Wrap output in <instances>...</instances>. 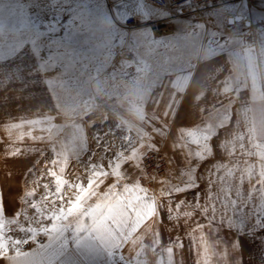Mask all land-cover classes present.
Returning <instances> with one entry per match:
<instances>
[{
  "label": "rangeland",
  "instance_id": "1",
  "mask_svg": "<svg viewBox=\"0 0 264 264\" xmlns=\"http://www.w3.org/2000/svg\"><path fill=\"white\" fill-rule=\"evenodd\" d=\"M248 33L256 42L243 46ZM257 58L264 72V0L174 12L145 0H0V264H119L106 251L153 215L166 184L188 182L157 143L163 124L184 118L182 99L200 93L207 63L228 61L243 92ZM263 81L255 111L210 114L241 122L225 127L222 157L190 162L209 182L245 184L250 169L263 171L249 141L264 142ZM150 148L163 157L157 175L143 164ZM129 151L141 152L139 176L118 182L110 176ZM95 182L97 199L74 198V183Z\"/></svg>",
  "mask_w": 264,
  "mask_h": 264
},
{
  "label": "crops",
  "instance_id": "2",
  "mask_svg": "<svg viewBox=\"0 0 264 264\" xmlns=\"http://www.w3.org/2000/svg\"><path fill=\"white\" fill-rule=\"evenodd\" d=\"M258 58L248 66L251 82L243 92L240 86L231 83L233 77H228L227 68L222 69L228 61L218 59L207 63L201 72V79L208 78L207 82L199 84L200 93L194 91L189 97L185 95L181 102L184 105L179 110L184 118L177 120L175 113L172 121L163 124L168 131L159 135L157 142L166 153L172 172H181L188 182L166 184L159 191L153 215L145 217L131 232L121 235V243L112 244L106 255L118 257L119 264H264V163L262 172L250 169L253 179L245 184L209 182L207 171L190 167L193 160L222 157L231 149L230 138L223 133L227 124L232 127L236 120H227V123L222 119L214 123L210 114L222 112L227 107L234 118L242 105L251 111L261 105L254 103L260 87L258 81L264 80ZM225 83L230 87L233 84L231 89H226ZM242 96L248 98V103L246 99L241 103ZM240 122L235 124L240 126ZM249 124L256 127L257 121L250 119ZM180 127L187 130L177 131ZM216 127L223 129L216 135L203 133L206 128ZM192 129L197 131L193 133ZM249 141L255 143L254 153L259 152L264 160V142L258 150L257 137L254 135ZM140 153L127 152L124 166L110 177L114 176L116 181L129 178L135 182L139 176ZM183 164L186 167H179ZM257 176H263L259 182ZM99 188L102 186L96 183L82 191L74 183V198L95 200L98 191H102Z\"/></svg>",
  "mask_w": 264,
  "mask_h": 264
},
{
  "label": "built area",
  "instance_id": "3",
  "mask_svg": "<svg viewBox=\"0 0 264 264\" xmlns=\"http://www.w3.org/2000/svg\"><path fill=\"white\" fill-rule=\"evenodd\" d=\"M148 3L163 9L168 12L182 11L186 7L208 8L227 3L236 2L239 0H145ZM256 42V36L253 33H248L242 38L243 46H250ZM143 164L148 169L153 166L156 169V175L163 168V157L159 150L150 148L145 155ZM264 219V218H263Z\"/></svg>",
  "mask_w": 264,
  "mask_h": 264
}]
</instances>
